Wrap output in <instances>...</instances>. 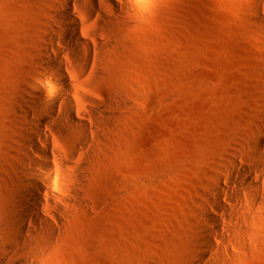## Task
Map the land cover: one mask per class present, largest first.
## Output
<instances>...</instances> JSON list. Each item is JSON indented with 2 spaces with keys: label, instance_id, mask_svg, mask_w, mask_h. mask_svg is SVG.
<instances>
[{
  "label": "rangeland",
  "instance_id": "374dc122",
  "mask_svg": "<svg viewBox=\"0 0 264 264\" xmlns=\"http://www.w3.org/2000/svg\"><path fill=\"white\" fill-rule=\"evenodd\" d=\"M52 2L0 0V264H264V200L226 195L228 211L215 212L203 198L231 147L243 163L240 144L264 86V24L254 13L264 20V0H137L125 24L102 36L112 43L104 77H83L93 96L124 91L130 102L101 130L86 208L67 216L48 248L25 243L32 256L10 248L4 168ZM235 180L247 184L237 169L221 183L233 189ZM203 204L218 218L217 232L207 224L219 252L212 261L199 257L208 252L199 244Z\"/></svg>",
  "mask_w": 264,
  "mask_h": 264
},
{
  "label": "bare ground",
  "instance_id": "6f19581e",
  "mask_svg": "<svg viewBox=\"0 0 264 264\" xmlns=\"http://www.w3.org/2000/svg\"><path fill=\"white\" fill-rule=\"evenodd\" d=\"M136 2L53 0L51 4L46 35L39 45L38 72L22 89L26 106L20 109L21 125L12 160L4 168L11 188L7 193L9 219L3 222L10 231V248L16 252L28 251L27 242L48 248L57 240L67 216L86 208L88 198L84 188L90 169L94 168L92 159L103 149L101 130L118 117L119 107L127 108L130 102L124 91H118L114 98L93 96L94 85L83 77L85 73L91 79L104 77L101 65L105 50L112 43L102 36L109 35L111 28L125 24L126 15ZM254 13L257 21L264 24L260 13L257 10ZM82 20H91L93 25L83 24ZM262 95L245 143L240 144L243 163H238V151L231 147L229 159L220 162L218 169L214 168L216 172L213 170L209 193L203 194L205 203L215 212L228 211L223 201L226 195L251 204L264 200V179L253 177L254 170L264 174V86ZM31 153L39 154L41 160ZM235 169L247 184L241 187L235 180V188L231 189L221 183V178L231 179ZM249 209L247 206L244 211ZM200 213L203 224L199 225V244L208 252L199 257L212 261L211 253L219 252L209 238L211 230L207 224L213 225L217 232L218 218L205 204Z\"/></svg>",
  "mask_w": 264,
  "mask_h": 264
}]
</instances>
